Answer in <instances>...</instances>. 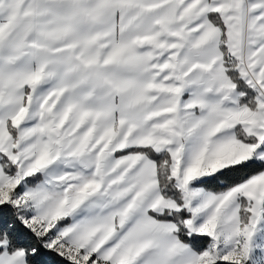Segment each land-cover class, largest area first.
Here are the masks:
<instances>
[{"label":"snow or ice","instance_id":"1","mask_svg":"<svg viewBox=\"0 0 264 264\" xmlns=\"http://www.w3.org/2000/svg\"><path fill=\"white\" fill-rule=\"evenodd\" d=\"M0 264H264V0H0Z\"/></svg>","mask_w":264,"mask_h":264}]
</instances>
